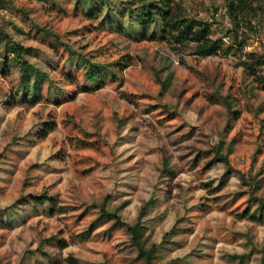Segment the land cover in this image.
Here are the masks:
<instances>
[{
  "label": "rangeland",
  "instance_id": "374dc122",
  "mask_svg": "<svg viewBox=\"0 0 264 264\" xmlns=\"http://www.w3.org/2000/svg\"><path fill=\"white\" fill-rule=\"evenodd\" d=\"M179 1L212 23L214 37L233 28L223 0ZM83 3L15 0L14 15L0 10V31L39 51V60L49 53L42 71L66 91L45 82L43 100L30 105L19 62L10 54L3 74L0 53V264H142L126 228L112 220L84 236L109 195L108 211L127 223L154 200L148 235L164 262L264 264V222L249 219L261 215L264 200V17L257 10L252 21L260 25L244 49L202 58L192 46L176 52L164 41L142 40L128 16L121 27L118 13L125 36ZM36 26L50 28L73 53L43 42ZM250 52L261 56L256 76L242 65ZM87 73L95 86L105 81L79 93ZM49 121L56 127L40 139ZM221 140L224 155L234 141L229 174L213 149ZM166 159L173 173L164 169ZM243 176L260 185L256 197ZM43 195L53 202L35 200Z\"/></svg>",
  "mask_w": 264,
  "mask_h": 264
},
{
  "label": "trees",
  "instance_id": "16d2710c",
  "mask_svg": "<svg viewBox=\"0 0 264 264\" xmlns=\"http://www.w3.org/2000/svg\"><path fill=\"white\" fill-rule=\"evenodd\" d=\"M34 1L46 3L48 0ZM121 1L122 3L120 6H115L112 0H83L85 4H90L89 8L93 7L94 9L96 7L95 10L97 12L95 14L100 17L104 25H109L112 28H119L118 21L115 19L116 16L114 17V15L119 13L117 16L120 18V25L123 28L122 19L124 16H128L134 21V23L138 25V28H140L138 29V32L142 33V40L151 39L152 41H164L172 50L176 52H181L183 48L192 46L193 54L202 58L212 57L222 52L225 54H232L236 53L237 50L244 49L248 40L251 38L250 34L256 33L258 31V26L260 23L256 25L252 21L253 18H256V14H258L257 10H259L260 21L263 20L262 18L264 17V0H223L222 6L225 8L226 15L230 18L233 28L229 30L225 37H214L215 33L212 30V23L193 16L190 7L184 3L181 4L179 0ZM255 4L256 7H254ZM52 9L55 8L52 7ZM0 10L6 11V13H9L10 15H14L15 11L17 10L15 7V0H0ZM219 12L220 8L216 7L214 9L213 16L217 15ZM159 25H161L162 28ZM122 28H119L121 33H123L125 36H128L127 33L122 30ZM150 28L153 30V37L149 38L148 31ZM49 29L50 28H47L46 26H36L37 33L44 32L43 42L58 41L59 46H62L67 51L73 53L69 48V44L62 42L60 36L54 35ZM114 30L117 32V29ZM241 30L243 31L241 32ZM231 36L233 37V44L227 45L226 39H229ZM0 46L4 49V51H1L0 53L2 54V60L5 59L4 63L6 65L5 71L2 72L3 74L7 73L10 66L9 64H11L8 62V56L10 54L14 56V60L19 62L21 66L20 75L22 76V82L23 84H27V87L25 88L22 95V98L26 102L33 106L43 100L42 90L45 82L53 85V92L60 90L61 95L64 96L66 93L65 89L63 87L57 86L53 82V77L48 73L46 68L45 72L42 71L50 56L49 53L41 51V59L39 60V57L37 58L39 51H35L31 47L25 48L21 43L13 40L9 33H6L3 30L0 31ZM31 50L35 53L32 54ZM246 56L251 62L243 61L242 65L246 67V71L251 76H256L257 74L255 70L257 64L259 65L262 61L261 56L256 55L253 52L248 54L246 53ZM252 57H255L256 61H253L251 59ZM30 58L35 59V61L31 62ZM122 60L125 62L124 68H128L132 63V60L127 56H125ZM1 63H3V61H1ZM83 68L85 71V67ZM66 80L72 81L73 79L72 77L67 76ZM96 80V78L94 80H89V75L87 73L84 76V80L82 81V85H80L78 92L85 93L94 91L105 81L102 79L101 85L96 84L95 86L91 84ZM87 82L90 84H87ZM262 84L264 85V82H262ZM224 102L227 106L229 114H236V111H233L232 109V104L229 101V97L224 98ZM228 123H231L230 118ZM55 127L56 124L53 121L46 122L39 132V138L45 139L51 132H53ZM233 144L234 141L228 145L229 152L225 155L221 152L224 141H218L213 146L215 157L217 160H220V162L225 164L227 168V174L230 173L232 168L229 155L231 154ZM164 169L168 173H173L169 167V162L167 159L164 161ZM242 180L248 184L249 187L253 188L252 196L254 195V197H256L255 194L259 191L260 185H257L254 188L252 183H250L251 181H246L244 176L242 177ZM35 200H46L52 203L54 199L48 195H43L42 197H37ZM258 200L262 213L260 216H257L256 213H252L249 215V219L255 222L263 223L264 219L262 214L264 211V200L263 198ZM110 201L111 196L109 195L100 204L99 215L94 220L92 226H90V228L86 231L84 236L88 237L91 235L94 228H96L102 222L106 220H112L114 221L115 225L126 228V231L129 235L130 244L136 249L137 259L142 261V264H173L172 262L168 263L162 260L160 245L158 243L151 242L149 237L150 235H148L150 229L147 225V219L154 208V200L150 199L141 206L138 216L132 223L123 221L120 215L111 214L108 211V204ZM243 218H245V216H243ZM58 242L61 248L65 249L68 247L67 242L64 239H60ZM67 262L68 264H78L76 259L73 258H69Z\"/></svg>",
  "mask_w": 264,
  "mask_h": 264
}]
</instances>
